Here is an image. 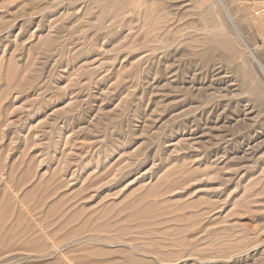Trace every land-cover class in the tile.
Returning <instances> with one entry per match:
<instances>
[{"label": "rangeland", "instance_id": "1", "mask_svg": "<svg viewBox=\"0 0 264 264\" xmlns=\"http://www.w3.org/2000/svg\"><path fill=\"white\" fill-rule=\"evenodd\" d=\"M263 11L0 0V264H264Z\"/></svg>", "mask_w": 264, "mask_h": 264}, {"label": "bare ground", "instance_id": "2", "mask_svg": "<svg viewBox=\"0 0 264 264\" xmlns=\"http://www.w3.org/2000/svg\"><path fill=\"white\" fill-rule=\"evenodd\" d=\"M134 4H135V2H134ZM180 5V4H179ZM263 5V4H262ZM177 7V6H176ZM147 8V7H146ZM170 8H172V7H170ZM122 9V8H121ZM152 9V8H151ZM125 11V10H124ZM154 11V10H153ZM152 11V12H153ZM163 11V10H162ZM123 12V11H122ZM264 12V11H263ZM120 13V12H119ZM145 13V12H144ZM149 13V12H148ZM260 14V13H259ZM119 15V14H118ZM139 15V14H138ZM145 14H143V16H144ZM261 15V14H260ZM122 16V15H121ZM150 16H152V15H150L149 14V16L148 17H150ZM145 17V16H144ZM158 17V16H157ZM122 18V17H121ZM154 18V17H153ZM144 19V18H143ZM150 19H152V18H150ZM150 19H147V20H150ZM145 21H146V19H145ZM160 23V22H159ZM145 24V23H144ZM153 24V23H152ZM146 25V24H145ZM158 25V24H157ZM146 27V26H145ZM158 27V26H157ZM189 27V26H188ZM153 28V27H152ZM191 28V27H190ZM204 28V27H203ZM148 29V28H147ZM154 29V28H153ZM163 29V28H162ZM150 30H151V27H150ZM158 30V29H157ZM187 30V29H186ZM218 30V29H217ZM159 31V30H158ZM192 31V30H191ZM206 30H204V32H205ZM182 32V31H181ZM202 32V31H201ZM207 33H205L206 34V41L209 43V45L213 42V39H214V35L213 34H211L210 33V31H206ZM157 33V32H156ZM196 33V32H195ZM197 33H198V31H197ZM214 33H216V31L214 32ZM151 34V33H150ZM166 34V33H165ZM186 34V33H185ZM204 34V35H205ZM223 34V33H222ZM187 35V34H186ZM213 35V36H212ZM169 36V35H168ZM188 36V35H187ZM172 37V36H171ZM156 38V37H155ZM163 38V37H162ZM161 38V39H162ZM205 39V38H204ZM163 40V39H162ZM159 41V40H158ZM192 41V40H191ZM205 41V42H206ZM156 42V41H155ZM167 42V41H166ZM187 42V41H186ZM154 43V42H153ZM165 43V42H164ZM178 43V42H177ZM191 43V42H190ZM195 44V43H194ZM154 45V44H153ZM152 46V45H151ZM187 47V46H186ZM187 48H189V47H187ZM191 48V47H190ZM195 48H198V47H195ZM201 48V47H200ZM204 48V47H203ZM230 48H231V46H230ZM192 49V48H191ZM165 50H167V49H165ZM231 51V50H230ZM229 57V56H228ZM233 57H235V56H233ZM258 63V62H257ZM245 66V65H244ZM261 67H263V65H261ZM264 68V67H263ZM37 92V91H36ZM53 107V106H52ZM56 110V109H55ZM250 116V115H249ZM234 261V260H233ZM190 264V263H189Z\"/></svg>", "mask_w": 264, "mask_h": 264}]
</instances>
